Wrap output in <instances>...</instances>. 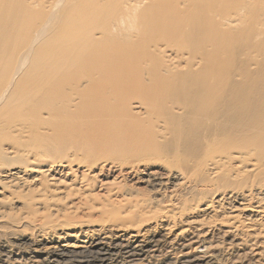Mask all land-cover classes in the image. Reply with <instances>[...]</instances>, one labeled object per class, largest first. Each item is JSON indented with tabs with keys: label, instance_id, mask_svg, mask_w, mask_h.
I'll list each match as a JSON object with an SVG mask.
<instances>
[{
	"label": "bare ground",
	"instance_id": "obj_1",
	"mask_svg": "<svg viewBox=\"0 0 264 264\" xmlns=\"http://www.w3.org/2000/svg\"><path fill=\"white\" fill-rule=\"evenodd\" d=\"M243 248L264 258V0H0V264Z\"/></svg>",
	"mask_w": 264,
	"mask_h": 264
},
{
	"label": "rangeland",
	"instance_id": "obj_2",
	"mask_svg": "<svg viewBox=\"0 0 264 264\" xmlns=\"http://www.w3.org/2000/svg\"><path fill=\"white\" fill-rule=\"evenodd\" d=\"M227 243L228 241L223 239L222 236L219 234L217 237H215V240L212 239V244H211L212 246L209 244V246L207 245L204 248H196V250L194 251V254L203 255V252H205L207 250L206 248L208 247L215 248L216 250L226 252L229 249V245ZM254 254L255 253L251 251L250 248L248 249L243 248L242 251H238L236 253V255L238 256L235 260L240 259L242 264H264V258H260V257L257 258L254 256Z\"/></svg>",
	"mask_w": 264,
	"mask_h": 264
}]
</instances>
